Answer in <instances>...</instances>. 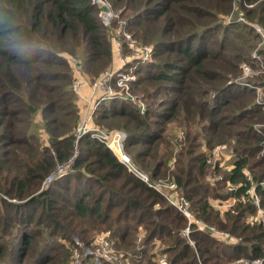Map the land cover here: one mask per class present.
<instances>
[{"label": "trees", "instance_id": "obj_1", "mask_svg": "<svg viewBox=\"0 0 264 264\" xmlns=\"http://www.w3.org/2000/svg\"><path fill=\"white\" fill-rule=\"evenodd\" d=\"M108 1L118 20L105 27L92 0H0V264H76L74 251L81 264H114L110 255L97 260L99 240L123 264H264V226L243 200L249 174L264 209V128L254 126L264 123L255 103L263 82L232 79L250 61L255 32L217 22L232 0ZM246 1L254 4L246 18L264 28V0ZM119 20L150 48L151 60L142 63L123 42L117 66L135 76L130 93L151 102L140 114L128 99L101 100L92 123L125 132L135 167L84 135L70 170L45 186L74 153V81L81 73L96 80L116 66L108 35ZM230 143L229 168L207 163L209 151ZM167 173L195 219L227 238L194 222L181 235L187 219L154 189ZM229 198L222 215L210 202Z\"/></svg>", "mask_w": 264, "mask_h": 264}, {"label": "built area", "instance_id": "obj_2", "mask_svg": "<svg viewBox=\"0 0 264 264\" xmlns=\"http://www.w3.org/2000/svg\"><path fill=\"white\" fill-rule=\"evenodd\" d=\"M92 3L98 8V17L99 21L103 26H110L114 19L118 20V14L113 11L111 4L108 0H92ZM119 27L116 28L115 31V44L120 49L123 42L127 44L128 49L130 50V56L133 59H139L142 63L148 62L151 59V51L150 48L146 45H138L135 39L132 38L131 34L122 29V26L125 24L124 20H119ZM122 62L124 63V59L122 58ZM244 73H247L248 68L243 67ZM80 74L77 75V78L74 81L73 87L74 90L78 92L80 88L87 87L90 89L91 95L93 96L92 102L86 100L87 107L83 110V115L81 122L77 127L76 132V140L74 143V153L72 157L64 164L57 165L55 171L50 174L44 182V185L53 181L58 175H60L65 169L70 168L75 155L78 153V141L84 136L88 135L93 139L98 140L103 143L112 154L128 169H132L130 163V157L123 151V141L125 139V134L121 131H116L114 134H110L106 130H101V128L93 126L91 124V119L94 110L96 109L98 102L104 99L117 98L122 100H130L138 109L140 114H143L146 105L143 103L140 97L132 95L130 93V82L135 80L134 75L124 73L122 67L117 69H108L103 72V75L91 86L88 81H85ZM114 81L117 88L112 87L110 82ZM90 82V81H89ZM261 87H256V95L257 98L255 103L260 107L264 108V96L261 94ZM80 96V93H79ZM264 150V147H263ZM226 151L227 153L221 156V153ZM233 155L232 152V143L227 146H217L211 150V161L212 166L215 164H219L222 170H226L229 168L230 159ZM138 175L144 180L145 177L142 176L139 172ZM218 175L214 172H211L208 177L216 178ZM221 178V176H218ZM247 186L245 188L244 198L243 200L256 207V220L259 221L264 226V209L260 206V198L257 194V186L258 184L254 182L250 175L246 176ZM263 183V182H262ZM172 189H175L173 183L169 186ZM154 189L159 192V184H156ZM232 187H228V190H231ZM169 204L175 207L186 219H187V227L181 231L182 236H188L190 233V226L194 222L198 224L199 228H206L209 234H212L218 238H227L228 234L225 231L219 230L214 226L202 225L199 220L194 218L193 212L190 210L189 202L183 198L179 200L175 199L172 196H166ZM211 205L220 212L222 215L224 211L228 210L233 202L234 198H229L227 200H211ZM142 237H139L140 240ZM100 245V243H98ZM108 242L101 243L100 248L96 251L95 254L97 260L98 256L110 255V246ZM90 253L89 248H84V254ZM74 258L77 259L76 263L79 262V253L74 251ZM110 257V256H109ZM162 258V257H161ZM116 264H123L122 261H119ZM238 264H261V260H254L251 262L239 260Z\"/></svg>", "mask_w": 264, "mask_h": 264}, {"label": "rangeland", "instance_id": "obj_3", "mask_svg": "<svg viewBox=\"0 0 264 264\" xmlns=\"http://www.w3.org/2000/svg\"><path fill=\"white\" fill-rule=\"evenodd\" d=\"M260 1V0H259ZM109 2V1H108ZM110 3V2H109ZM254 6V4H249L246 0H232L231 1V7H230V10L229 12L227 13V15H224L223 17L220 16L219 17V20L217 22L221 23V24H224V25H231V27L234 29L235 26H238V29L239 30H242V32H247L250 33V30L248 29L249 27L252 28V33L254 34L255 32V44L252 48V50L250 51V61H246L244 63L241 64V70H240V74L237 78H232L233 81L235 80H239V81H257V80H260L262 79L261 81L263 82L262 84V87H261V94L264 96V28L262 25H260L257 21H251L249 19L246 18L247 16V12ZM99 18V17H98ZM115 20V19H114ZM119 25V24H118ZM243 25V26H241ZM241 26V27H240ZM240 27V28H239ZM245 29H244V28ZM115 31H116V27L115 29L113 28L111 30V34L108 35L109 39H110V42H111V45H112V49H114V44H115V40H117L115 38ZM257 34V36H256ZM116 46V44H115ZM118 50H117V49ZM116 50L118 51V53L120 52V54L122 53L121 49H119L117 46H116ZM71 64H73V61L70 62ZM119 63V66H120V63H121V59H119L117 61V64L116 66L118 65ZM110 67V68H107L105 70H108V69H117L119 68L118 66L116 67ZM243 67H247L248 68V71L247 73H244V70H243ZM77 67H74V69H76ZM263 69V70H261ZM261 70V71H260ZM85 75V74H84ZM82 77V73L79 75ZM85 81H88V83L92 86L98 79L96 78V80H93L91 78H89L87 75H85L84 77H82ZM89 80H88V79ZM90 81V82H89ZM89 89V88H88ZM73 90H74V87H73ZM81 88L77 91L74 90L75 92V95H76V100H77V107L79 109V122H78V125L79 123L81 122V119H82V115H83V110H85V108L87 107V103H86V100H89L92 102L93 100V96L91 95V92H90V89H89V94L88 95H84V94H81L80 92ZM79 93H80V96H79ZM136 95V94H135ZM137 96V95H136ZM139 97V96H138ZM141 98V97H140ZM256 98H257V95H256ZM141 100H143V103L146 105L147 107V104L146 103H150L151 100H149L148 102L146 101L145 98H141ZM82 101V103H81ZM95 111V110H94ZM263 111H264V108H263ZM94 113V112H93ZM35 121H33V126L35 130H37V132L40 129L41 127V124H40V120L38 119V117H35ZM93 121V115H92V119H91V124L93 126H96L92 123ZM256 128H264V123H256L254 125ZM78 127V126H77ZM97 127V126H96ZM101 130H105L103 128H101ZM119 131V130H118ZM77 132V130H76ZM123 132V131H121ZM125 134V132H123ZM124 142V141H123ZM263 147H264V143L263 145L260 146V155H264V150H263ZM123 151L126 153L124 147H123ZM209 153L211 154V152L209 151ZM227 152L226 151H223L221 153V156H223L224 154H226ZM127 154V153H126ZM128 155V154H127ZM129 156V155H128ZM130 157V163H131V167H135L134 164H133V160ZM211 161V156L209 155L207 157V163L209 165L212 166V162H209ZM136 169V168H135ZM67 170H70V168H67ZM142 176L145 177V179L143 180L144 182H149V176L148 174H146L144 171H142L141 169H136ZM138 174V173H137ZM150 180H154V179H150ZM157 180V184H159V193L163 194L165 197L166 196H172V197H177L179 200L180 198H183V197H180V194L178 193V191H176L175 189H172L170 188V184L172 183L171 181H167L169 180L168 179V173L162 177L161 179H156ZM50 183V182H49ZM49 183L45 184L48 185ZM167 199V198H166ZM184 199V198H183ZM13 202H15V200H11ZM167 203L168 200H167ZM195 218V217H194ZM188 224V222H187ZM187 227V226H186ZM185 227V228H186ZM190 231H191V227H190ZM227 233V232H226ZM99 238L97 239H100V238H103L101 235L98 236ZM139 237H143V234H139L137 238ZM185 237H188V236H185ZM190 240V239H189ZM137 241H139L137 239ZM103 242H107V241H103V240H99L98 243H100L99 247L97 248V250L100 248L101 246V243ZM189 244L193 245V242L192 241H189ZM110 246V250H111V261L114 262V264L118 263L119 261H123L125 262L126 261V258L125 259H118L115 255L116 252L112 253L113 252V249H112V244L109 243L108 244ZM157 246V245H156ZM96 250V251H97ZM158 258V257H157ZM74 261H77V259H75ZM164 257L162 258H158V261L159 263H162L164 262ZM98 264H100L99 261H96ZM238 264V262H236ZM236 263H233V264H236ZM76 264H81V262H77Z\"/></svg>", "mask_w": 264, "mask_h": 264}, {"label": "crops", "instance_id": "obj_4", "mask_svg": "<svg viewBox=\"0 0 264 264\" xmlns=\"http://www.w3.org/2000/svg\"><path fill=\"white\" fill-rule=\"evenodd\" d=\"M114 48H116V47H114ZM120 56H121L120 52L118 54H116L115 61H118L120 59ZM80 92H81V94L88 95L89 94V89L87 87H83V88H81ZM81 103H82V101H81Z\"/></svg>", "mask_w": 264, "mask_h": 264}]
</instances>
